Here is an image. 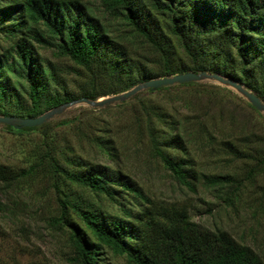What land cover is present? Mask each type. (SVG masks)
Here are the masks:
<instances>
[{"label": "trees", "instance_id": "1", "mask_svg": "<svg viewBox=\"0 0 264 264\" xmlns=\"http://www.w3.org/2000/svg\"><path fill=\"white\" fill-rule=\"evenodd\" d=\"M100 3L107 21L96 17L85 0H0V115L35 118L81 97L97 100L143 81L187 72L231 78L264 101V0ZM113 21L126 32L123 36L111 30ZM138 44L149 48L150 53L139 51ZM45 49L71 60L78 68L77 79L86 80L85 85L89 81L78 96L62 89L64 95L48 96L47 89L58 81L61 70L54 64L41 63L39 52ZM209 96L220 107L223 118L229 105L219 94ZM25 98L29 108H22ZM12 103L18 107L15 113L9 112ZM153 114L156 119L147 114V125H138L149 137L150 150L178 184L195 190L196 173L174 152L185 150L186 135L192 130L185 127V122ZM159 120L165 123L161 125L164 129L157 126ZM199 125V132H204L203 123ZM5 127L20 134L47 130V126L21 130ZM86 127L78 128L84 139L118 162L120 154L113 140L93 131L84 134ZM98 132L102 133V129L98 128ZM45 134L48 139H56ZM255 135L242 136L239 141H256ZM230 145L231 154L242 158L241 150ZM46 146V167L51 176L55 175L57 192L61 193L64 178L104 196L121 213L81 205L69 195H59L61 216L54 222H65L70 228L76 263L120 264L117 262L123 260L124 264H264L253 248L237 241L230 232L194 222L186 207L151 200L119 167L94 164L66 152L62 154L66 163L63 166L55 158L54 143L47 141ZM255 160L257 169L249 173L264 175V157L258 155ZM42 165L32 166L22 176L1 166L0 184L12 188ZM221 179L207 182L215 185ZM70 209L75 217L69 215ZM24 255L27 254L21 252L20 256ZM0 264L7 263L0 257ZM11 264L50 263L34 258L22 262L15 257Z\"/></svg>", "mask_w": 264, "mask_h": 264}, {"label": "rangeland", "instance_id": "2", "mask_svg": "<svg viewBox=\"0 0 264 264\" xmlns=\"http://www.w3.org/2000/svg\"><path fill=\"white\" fill-rule=\"evenodd\" d=\"M85 2L90 4L96 17L108 20L103 14L100 0ZM110 24L111 30L117 31V35L123 36L126 33L117 26L118 22ZM139 45V51L145 55L150 53L149 48ZM39 54L42 64H54L61 70L58 81L47 89L48 96L64 95L61 89L78 96L81 87L88 86L89 81L85 85L86 80L77 79L78 68L71 60L57 57L50 49L40 50ZM124 80L122 78L121 81ZM197 84L200 85H175L154 92L142 91L123 103L105 108L77 104L44 124L43 126H47L45 131L20 134L0 125V168L7 167L22 176L32 166L43 164L34 175L21 179L12 188H8L3 182L0 184V204L3 205L0 208V257L4 262L11 264L13 258L20 257L22 262L34 258L46 260L50 264H78L74 260L76 253L70 228L65 222H54V219L59 220L61 216L59 195L62 198L63 195H69L81 205L121 214L117 208L110 206L104 196L64 178L60 182L63 194L57 192L55 175L51 176L46 167L47 141L54 143L53 148L57 152L55 158L60 159L61 165L66 166L62 156L66 152L94 164L119 167L154 202L186 207L194 222L212 230L224 229L230 232L237 241L253 248L264 262V175L249 173L252 169H257L255 158L258 155L264 157V114L258 112L231 87L214 81ZM211 94L221 95L223 103L229 105L223 118L220 107L209 96ZM82 98L84 97L73 101ZM24 106L30 107L26 98L22 108ZM17 110L18 107L12 103L9 112L15 113ZM153 113L185 122V127L192 130L191 134L186 135L185 150L174 152L189 162L190 168L196 173L195 190L178 184L163 162L150 150L149 137H146L145 131H141L138 125L143 122L146 126L144 118L147 114L154 118ZM200 123L204 125V132H199ZM156 124L164 129L161 125L165 123L159 120ZM84 126H87L84 134L86 131H93L113 140L120 154L118 162L105 157L99 146L84 139V135L78 131L79 127ZM98 128L102 129V133L98 132ZM46 132L56 136V139L46 138ZM253 133L257 134L256 141L245 144L242 140L239 141L242 136ZM205 134L206 138L203 137ZM230 143L236 150H241L242 158L231 154V149L228 150ZM213 178L222 179L215 185L207 182ZM69 215L76 216L72 209ZM21 252L27 255L20 256ZM117 263L124 264V261Z\"/></svg>", "mask_w": 264, "mask_h": 264}, {"label": "water", "instance_id": "3", "mask_svg": "<svg viewBox=\"0 0 264 264\" xmlns=\"http://www.w3.org/2000/svg\"><path fill=\"white\" fill-rule=\"evenodd\" d=\"M203 81H214L223 86H228L236 90L242 95L258 112L264 114V101L254 92L245 88L244 85L234 81L231 78H225L218 74H209L207 72L195 73L187 72L177 74L171 77H164L143 82L133 89L124 92L120 95H115L101 100H90L82 98L77 101L65 103L60 105L43 115L36 118H20L16 116H0V125L9 126L14 130H21L23 128H37L41 127L47 122L51 121L57 116H61L68 108L77 104H87L94 108H105L107 106L123 103L130 98L136 96L138 93L146 90L157 91L161 88L171 87L175 85H183L190 83H199Z\"/></svg>", "mask_w": 264, "mask_h": 264}]
</instances>
